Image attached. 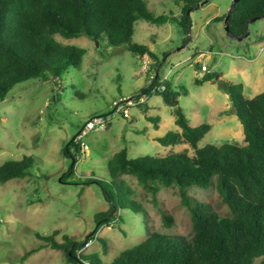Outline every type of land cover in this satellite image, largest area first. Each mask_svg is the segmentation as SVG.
Here are the masks:
<instances>
[{
    "label": "rangeland",
    "instance_id": "374dc122",
    "mask_svg": "<svg viewBox=\"0 0 264 264\" xmlns=\"http://www.w3.org/2000/svg\"><path fill=\"white\" fill-rule=\"evenodd\" d=\"M144 1L157 16L179 17L181 14L180 7L173 1ZM232 2L209 0L190 11L191 26L187 33L173 20L163 25L139 20L135 25L133 43L149 47L161 61L159 83L166 79L174 88L180 85L187 89L188 94L179 97L178 105L191 126L214 125L200 147L222 146L233 140L244 142V132L220 134L221 119L238 121V117L233 116L236 114H233L231 97L215 80L203 81L210 73L199 80L201 84H196L194 71L199 72L202 65H207L221 83L243 86L248 98L264 91V42L259 39L264 36V18L250 24L247 38L233 39L225 31L224 22L213 20L227 15ZM56 39L87 51L81 65L69 73L68 90L61 93V88L53 82L32 79L18 84L0 101V166L24 157L34 160L29 176L0 184V264H70L61 251L49 247L38 235L54 234L62 243L66 235L82 241L97 231L95 242L83 252L97 254L103 262L94 258V264H109L153 232L190 238L192 219L179 190L160 185L158 192L146 190L130 175L122 176L132 190L130 199L146 214L132 220L123 213L121 221L115 219L98 229L95 214L107 211L109 203L101 187L86 182L90 179L110 182L108 160L115 153L126 148L131 158H138L164 157L183 150L192 154L193 151L188 145L165 148L155 141L157 136L178 129L173 109L160 95L150 96L149 110L147 106L133 108L128 117L116 113L115 101L137 96L149 86V78L155 73L151 69L156 67L155 60L138 57L126 46L114 47L103 37L99 41L85 37L67 40L57 35ZM209 54L212 58L206 61ZM146 61L147 68L144 67ZM81 93L85 95L83 98ZM98 115L111 116L109 128L92 131L82 139L89 150L86 155L81 153L73 176L64 178L72 163L71 158L64 155V149L73 138L79 137L86 122ZM156 117L162 120L158 122L159 130L150 120ZM188 193L193 201L209 205L218 215L230 216L215 185L206 190L192 187ZM161 211L173 218L170 228L163 224ZM99 238L107 244V255ZM41 246L45 248L25 262L19 261ZM260 262L258 259L254 264Z\"/></svg>",
    "mask_w": 264,
    "mask_h": 264
},
{
    "label": "trees",
    "instance_id": "16d2710c",
    "mask_svg": "<svg viewBox=\"0 0 264 264\" xmlns=\"http://www.w3.org/2000/svg\"><path fill=\"white\" fill-rule=\"evenodd\" d=\"M170 1L180 7L179 17L157 16L144 0H0V101H4L18 84L32 79L53 82L61 88V93L68 90L69 73L81 65L87 51L59 42L57 35L67 40L85 37L99 41L103 37L114 47L126 46L138 57L148 56L155 60L156 67L162 65L149 47L133 43L136 23L145 20L163 25L173 20L187 33L191 26L188 12L197 9L204 0ZM263 15L264 0H239L229 20L230 32L236 37L246 36V24ZM225 17L213 20L224 22ZM259 39L264 42V36ZM156 75L155 71L153 82L159 85L160 76ZM213 80L231 97L234 113L243 125L244 144L228 141L222 146L200 147L211 125L192 127L178 105L179 97L188 94L187 89L180 85L174 88L166 80L165 91L157 95L173 109L178 129L156 137L155 141L165 148L188 145L193 153L183 150L164 157L131 158L123 148L108 160L110 182L99 179L86 182L101 187L109 203L107 211L95 214L98 229L115 219L121 221L123 213L132 220L146 214L130 199L132 190L122 179L125 175L134 176L146 190L158 192V185L176 187L191 215L190 238L153 232L109 264H254L258 259L264 264V91L248 98L243 86L221 83L216 74H209L203 81ZM196 84L201 82L197 80ZM150 89L148 86L139 95L148 94ZM150 120L159 130L160 118ZM64 155L72 161L64 175L67 179L73 176L81 155L75 138L67 144ZM33 166L32 157L4 163L0 166V184L29 176ZM213 185L228 206L230 216L222 217L209 205L195 202L189 196L192 187L206 190ZM161 218L170 228L173 218L164 211H161ZM96 233L82 241L66 235L62 243L54 234L38 237L52 249L61 251L70 264L85 261L94 264V258L103 263L97 254L79 253L87 239ZM99 240L107 255L106 242L102 238ZM43 248L45 246L29 251L19 261L25 262Z\"/></svg>",
    "mask_w": 264,
    "mask_h": 264
},
{
    "label": "built area",
    "instance_id": "2783aa9c",
    "mask_svg": "<svg viewBox=\"0 0 264 264\" xmlns=\"http://www.w3.org/2000/svg\"><path fill=\"white\" fill-rule=\"evenodd\" d=\"M145 68L148 67V62H145ZM210 71L208 69L207 65H202L201 70L199 73H197L196 77L198 79H204L206 74H209ZM166 80V79H165ZM164 80V81H165ZM154 75H151L149 78V86L151 87L150 92L148 94H142L137 95L134 97H130L127 99H120L119 101H115L114 107L116 110V113H122L124 116L128 117L130 109L133 108H139L148 103V100L151 95L162 93L165 91L166 86L164 84V81L160 83L159 85H154ZM111 122V116L110 115H98L91 119H89L85 126L82 128L81 133L79 137L75 140L77 144L80 145V151L83 155H86L89 148L85 142L82 141V139L90 132L95 130H107L110 126ZM98 235H95L89 239H87L85 246L82 248V250L79 253H83L86 249L90 248L93 243L95 242ZM79 264H90V262L85 261L84 263Z\"/></svg>",
    "mask_w": 264,
    "mask_h": 264
},
{
    "label": "crops",
    "instance_id": "0c3cea01",
    "mask_svg": "<svg viewBox=\"0 0 264 264\" xmlns=\"http://www.w3.org/2000/svg\"><path fill=\"white\" fill-rule=\"evenodd\" d=\"M221 16H223V15H220V16H217V17H221ZM151 50V49H150ZM152 51V50H151ZM153 52V51H152ZM211 54H213V53H211ZM211 54H209V55H207L206 57H205V59H206V61H208V60H210L212 57H211ZM206 61H204L203 63L204 64H207L206 63ZM152 70L154 69V67L153 68H151ZM151 70V71H152ZM161 70H162V65H159L158 67H156L155 68V70L154 71H156V73H158V75L160 76V73H161ZM197 73H199L198 71L197 72H195L194 71V76H195V78L197 79V80H203V79H198L197 77H196V75H197ZM150 74H151V72H150ZM210 74H215V73H213L212 71H210ZM146 106L148 107V110H149V106H148V104H146ZM140 108H143V106L142 107H140ZM148 110H147V112H145V114H148ZM233 114H235L234 112H233ZM222 115V114H221ZM233 116H237V115H233ZM162 120H161V118H160V122H161ZM231 121L232 122H229V121H227V120H225V119H221L220 121H219V123H222V128H221V131H220V134L221 135H235V132L237 133V134H240L241 132H244V129H243V125L241 124V122L239 121V119H238V121H235V119L234 118H231ZM159 122V123H160ZM240 122V123H239ZM211 131L214 129V125L213 124H211ZM177 130V129H176ZM210 131V132H211ZM157 137H159V136H157ZM244 140V139H243ZM233 141H235V140H233ZM237 142H239V143H241V144H244V142H240V141H237Z\"/></svg>",
    "mask_w": 264,
    "mask_h": 264
},
{
    "label": "water",
    "instance_id": "95a60500",
    "mask_svg": "<svg viewBox=\"0 0 264 264\" xmlns=\"http://www.w3.org/2000/svg\"><path fill=\"white\" fill-rule=\"evenodd\" d=\"M232 5L225 17V20H224V25H225V31L227 32V34L229 35V37L233 38V39H237V40H243L245 38H247L249 35H250V32H249V26L250 24H253L254 22H256L257 20L259 19H262L264 18V15L262 17H259V18H255V19H252L250 20L247 24H246V29H247V34L246 36L244 37H236L235 35H233L231 32H230V28H229V20H230V17L232 15V12L233 10L235 9L236 7V4L239 2V0H232ZM209 2V0H204L197 8L201 7V6H204L205 4H207ZM188 14H190V11L188 12ZM158 76V73L157 75Z\"/></svg>",
    "mask_w": 264,
    "mask_h": 264
}]
</instances>
